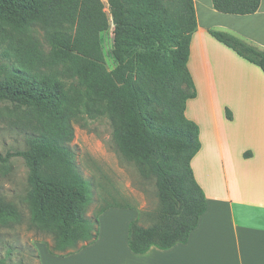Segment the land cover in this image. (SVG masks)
I'll return each mask as SVG.
<instances>
[{
	"label": "trees",
	"instance_id": "16d2710c",
	"mask_svg": "<svg viewBox=\"0 0 264 264\" xmlns=\"http://www.w3.org/2000/svg\"><path fill=\"white\" fill-rule=\"evenodd\" d=\"M260 3L213 0L220 13L240 16L256 13ZM0 17L18 35L37 28L50 48L34 45L22 52L0 40V101L51 119L43 132L27 135L25 149L0 153L3 163L11 157L24 160L31 222L52 234L50 253L72 255L98 237L83 212L91 197L69 147L75 136L73 108L83 104L111 120L122 154L137 163L143 179L155 180L159 208L154 223L143 226L141 215L131 223V251L144 254L152 247L168 250L187 243L207 210L191 166L201 147L199 130L186 117L195 96L188 69L197 30L194 0H0ZM111 22L116 66L109 70L101 34ZM211 33L264 72V51L235 36ZM60 65L81 82L83 94L68 97L58 79ZM23 219L15 205L0 199L1 226L13 228ZM0 264L8 263L1 259Z\"/></svg>",
	"mask_w": 264,
	"mask_h": 264
},
{
	"label": "crops",
	"instance_id": "0c3cea01",
	"mask_svg": "<svg viewBox=\"0 0 264 264\" xmlns=\"http://www.w3.org/2000/svg\"><path fill=\"white\" fill-rule=\"evenodd\" d=\"M194 6L188 69L195 96L186 117L199 130L191 166L207 210L187 243L134 254L129 228L138 209L109 206L99 215L96 242L75 257L81 264H264V72L211 33L264 51V0L246 16L220 13L213 0H194ZM47 246L39 247L46 256Z\"/></svg>",
	"mask_w": 264,
	"mask_h": 264
},
{
	"label": "rangeland",
	"instance_id": "374dc122",
	"mask_svg": "<svg viewBox=\"0 0 264 264\" xmlns=\"http://www.w3.org/2000/svg\"><path fill=\"white\" fill-rule=\"evenodd\" d=\"M105 4L110 17L109 7L106 2ZM0 25V40L20 48L22 52L32 50L34 45L43 46L45 51L50 50L43 33L37 28H32L30 34L25 36L13 32L8 25L2 23L1 17ZM101 43L106 65L112 70L116 66L112 54V22L110 29L101 34ZM3 62L0 57V67ZM64 70L61 65L58 67V79L63 83L68 97L83 94L81 82L70 79ZM73 110L76 113L72 120L75 136L69 147L91 197L83 211L86 218L92 220L99 235L102 233V226L96 222V218L99 219L98 215L102 210L114 205L132 206L138 209V219L141 215L140 223L143 226L152 225L159 208L155 180L143 179L137 163L122 154L113 138V124L107 116L97 115L95 110L90 112L84 104ZM50 120L48 116L40 117L16 103L0 101V153L6 156L25 149L27 135L43 132L46 122ZM27 179L28 168L22 158L11 157L8 163L0 162V199L15 205L24 216L23 223L13 228L0 224V260L6 259L8 264H81L75 257L92 246L98 237L91 245L72 255H52L48 247L54 245L52 234L31 222L27 203ZM41 244L48 245L46 253L50 258L39 251Z\"/></svg>",
	"mask_w": 264,
	"mask_h": 264
}]
</instances>
